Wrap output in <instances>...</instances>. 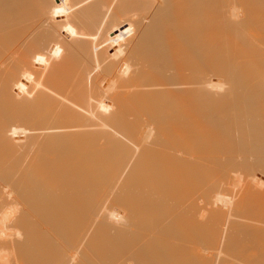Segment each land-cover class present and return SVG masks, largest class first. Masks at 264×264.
<instances>
[{"label": "bare ground", "instance_id": "obj_1", "mask_svg": "<svg viewBox=\"0 0 264 264\" xmlns=\"http://www.w3.org/2000/svg\"><path fill=\"white\" fill-rule=\"evenodd\" d=\"M2 4L0 264H264V0Z\"/></svg>", "mask_w": 264, "mask_h": 264}, {"label": "rangeland", "instance_id": "obj_2", "mask_svg": "<svg viewBox=\"0 0 264 264\" xmlns=\"http://www.w3.org/2000/svg\"><path fill=\"white\" fill-rule=\"evenodd\" d=\"M4 2V0H0V34H2L3 32V28H7L8 27V23H9V13H8V8H4L2 6H4V4H2ZM3 27V28H2ZM1 51V48H0ZM105 70L102 68L99 72L98 75V80L100 79V77L103 75V72ZM99 85L101 86L102 84L99 81ZM0 116H4L6 117V114H0ZM4 124L0 125V142L3 140L5 141V135H4V129H3ZM0 149L2 150V147L0 145ZM1 157L4 158L5 155L3 153L0 154V160Z\"/></svg>", "mask_w": 264, "mask_h": 264}]
</instances>
